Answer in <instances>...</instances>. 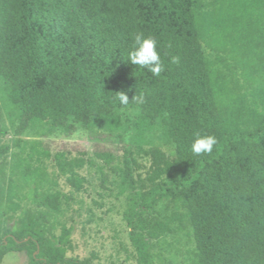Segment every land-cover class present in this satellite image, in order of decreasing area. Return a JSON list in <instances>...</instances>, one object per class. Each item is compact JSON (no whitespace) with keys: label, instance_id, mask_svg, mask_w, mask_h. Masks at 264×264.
<instances>
[{"label":"trees","instance_id":"trees-1","mask_svg":"<svg viewBox=\"0 0 264 264\" xmlns=\"http://www.w3.org/2000/svg\"><path fill=\"white\" fill-rule=\"evenodd\" d=\"M197 7L195 0H0V103L18 120L12 150H0V158L9 156L0 165V222L14 220L0 232V262L23 252L27 264H93L66 256L70 228L51 232L67 196L45 187L51 155L40 139L88 130L90 120L118 130L115 111L129 109L135 113L125 125L135 146L159 121L175 147L173 160L152 154V186L123 213L139 263L153 264L151 242L185 221L197 264H264V113L255 129L224 133L196 21L201 27L207 8ZM138 32L157 40L159 77L127 61ZM118 92L128 96L127 107L114 101ZM135 95L144 102H131ZM26 131L33 139H20ZM204 136L217 140L212 153L193 155L191 144ZM95 156L105 164L113 158ZM52 157L81 191V163L63 152ZM122 177L134 189L128 161ZM28 193L35 217L26 222L19 213ZM162 199L173 216L157 220L150 214Z\"/></svg>","mask_w":264,"mask_h":264},{"label":"rangeland","instance_id":"rangeland-1","mask_svg":"<svg viewBox=\"0 0 264 264\" xmlns=\"http://www.w3.org/2000/svg\"><path fill=\"white\" fill-rule=\"evenodd\" d=\"M195 1L198 10L207 8L200 14L204 21L201 27L199 19L196 21L221 127L224 133L253 130L264 113V0ZM115 112L121 124L118 130L90 120L88 130L78 128L70 136L56 132L40 139L51 155L45 161V187L67 196L58 217L60 224L51 232L58 236L63 229H71L68 257L93 264H140L130 244L123 213L135 207L139 195L152 186V154L158 151L173 160L175 147L157 121L138 148L132 143V131L125 125L126 114L135 111ZM17 123V111L0 103V150H12ZM20 139H33L32 132L26 131ZM101 151L113 156L109 164L95 156ZM58 152L81 163L76 169L85 179L81 191L72 189L66 176L56 170L52 156ZM8 160V154L2 156L0 165H7ZM126 161L132 168L134 189L122 177ZM29 197L30 193L19 213L26 222L35 217ZM150 215L157 220L171 218L169 201H158ZM13 222L1 221L0 232ZM150 253L153 264H197L191 229L185 221L172 224L170 233L151 242ZM27 260L25 253L14 252L5 255L0 264H27Z\"/></svg>","mask_w":264,"mask_h":264},{"label":"clouds","instance_id":"clouds-1","mask_svg":"<svg viewBox=\"0 0 264 264\" xmlns=\"http://www.w3.org/2000/svg\"><path fill=\"white\" fill-rule=\"evenodd\" d=\"M127 61L141 69H147L153 77H159L165 70L160 53L157 51V40L154 37H145L143 33H136L133 37V45L127 54ZM173 63H178L179 59L173 57ZM119 105L127 107L130 103L128 96L124 92H118L113 97ZM131 102L142 104L144 102L143 95H135ZM82 134V133H77ZM86 134V133H84ZM217 140L214 136L198 137L191 144V152L193 155H208L213 151Z\"/></svg>","mask_w":264,"mask_h":264}]
</instances>
